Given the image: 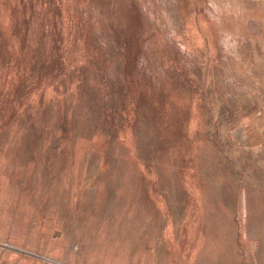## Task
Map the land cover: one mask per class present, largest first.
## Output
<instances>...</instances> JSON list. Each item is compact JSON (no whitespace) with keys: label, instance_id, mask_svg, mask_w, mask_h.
<instances>
[{"label":"rangeland","instance_id":"374dc122","mask_svg":"<svg viewBox=\"0 0 264 264\" xmlns=\"http://www.w3.org/2000/svg\"><path fill=\"white\" fill-rule=\"evenodd\" d=\"M0 264H264V0H0Z\"/></svg>","mask_w":264,"mask_h":264}]
</instances>
